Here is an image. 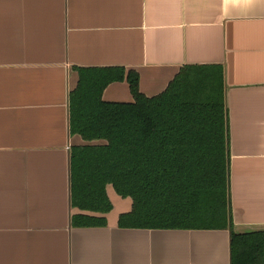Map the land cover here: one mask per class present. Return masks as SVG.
<instances>
[{"label":"crops","instance_id":"1","mask_svg":"<svg viewBox=\"0 0 264 264\" xmlns=\"http://www.w3.org/2000/svg\"><path fill=\"white\" fill-rule=\"evenodd\" d=\"M186 65L224 69L234 227L263 230L264 0H0V264H231L230 230L120 228L112 185L107 226L72 224L78 69L134 70L153 97Z\"/></svg>","mask_w":264,"mask_h":264},{"label":"trees","instance_id":"2","mask_svg":"<svg viewBox=\"0 0 264 264\" xmlns=\"http://www.w3.org/2000/svg\"><path fill=\"white\" fill-rule=\"evenodd\" d=\"M70 93L72 217L77 228L105 227L107 187L133 201L124 229L230 230L231 264H264V229L235 230L230 194V137L224 69L186 65L153 97L123 67L79 68ZM127 82L132 102L104 99Z\"/></svg>","mask_w":264,"mask_h":264}]
</instances>
